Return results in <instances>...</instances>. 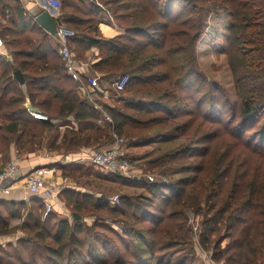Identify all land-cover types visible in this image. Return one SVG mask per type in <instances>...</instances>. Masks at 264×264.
I'll use <instances>...</instances> for the list:
<instances>
[{
  "label": "trees",
  "instance_id": "1",
  "mask_svg": "<svg viewBox=\"0 0 264 264\" xmlns=\"http://www.w3.org/2000/svg\"><path fill=\"white\" fill-rule=\"evenodd\" d=\"M101 2L61 0L57 23L75 32L70 48L79 60L97 49L91 70L101 83L109 88L116 80L129 79L119 96L109 88L112 101L123 104L124 110L100 100L103 112L113 119L114 127L109 129L97 126L102 113L86 101L80 83L68 75L54 37L27 16L18 2L0 0V17L10 16L0 25L3 51L10 58L0 56V155L7 154L13 143L21 153L37 150L42 146L39 133H56L48 144L51 149L77 151L105 147L113 142V133L123 136L129 126L149 129L155 123L179 119L176 130L184 136L192 126L197 127V135L208 126L219 125L221 129L191 139L172 158L206 157L212 151L206 144L228 143L235 151L233 158H218L219 166L229 163L216 169L225 183L216 181L214 189L204 187L205 192L210 189L206 198L187 196L192 184L189 178L144 183L150 197L122 195L117 207L103 198L65 192V203L73 215L81 217L85 209L102 213L91 226L80 224L79 219L73 223L56 219L53 212L43 218L40 210L45 209V201L33 199L31 203L37 207L28 212L19 228L28 234L6 251L0 247V264H149L146 258L168 250L160 257L165 263L171 250L193 244L191 229L190 235L183 232L180 223L190 210L204 216L200 245L212 251L216 263L263 264L264 174L252 175L245 159L256 155L264 161V0ZM104 14L122 29L110 39L96 37ZM220 16L230 21L226 53L234 78V103L219 84L208 83L199 68L198 46L209 35L211 20ZM17 70L25 78L24 85L14 78ZM27 107L47 115L49 121L30 117ZM155 110L164 114L162 119L139 121ZM70 118L78 130H66L61 136L53 122ZM258 123L256 133L249 135ZM190 170L185 166L181 172ZM83 174L80 176H91L92 170ZM112 176L140 182L135 177ZM0 206L3 237L11 233V221L21 217L20 208L25 205ZM108 219L120 223L123 232L107 224ZM215 235L217 239L212 241ZM224 241H228L225 246ZM142 242L146 247L140 246ZM194 263V257L181 255L174 264Z\"/></svg>",
  "mask_w": 264,
  "mask_h": 264
},
{
  "label": "rangeland",
  "instance_id": "2",
  "mask_svg": "<svg viewBox=\"0 0 264 264\" xmlns=\"http://www.w3.org/2000/svg\"><path fill=\"white\" fill-rule=\"evenodd\" d=\"M59 1L61 2V0ZM98 1H102L101 3H103V0ZM177 11L178 9L176 10V13H178ZM102 21L103 22L102 24H100L97 31H99V29L103 30L104 28L101 29L100 27H104V25L109 24L111 25V27H115V33L120 34L122 32V29L119 27L120 25L115 22L110 15L104 14L102 16ZM210 24L211 27L208 31L209 35L203 38V40L198 46L200 72L204 75L208 83L214 82L219 84L234 103L236 101L234 78L232 75V71L229 67V62L226 53V42L228 29L230 27V21L226 16H220L218 18H213ZM0 25H5L4 22H1V19ZM94 36L96 35L94 34ZM100 36L101 35L99 34L96 37ZM102 39H108V37L103 36ZM93 49V51L91 49L89 52H87L83 59H80V61L89 64L86 73L89 78H99L100 76L91 70V64L96 61L95 58L98 52L96 48ZM73 53L75 56L78 55V53ZM7 55L8 52H4L3 57H5L6 60L8 59ZM99 82L101 83L100 80ZM106 101L111 104V106L120 107L122 110H124L123 104L118 102L115 103L112 101V99ZM129 114L132 113L129 112ZM162 115H164L162 114V112L155 110L152 114H146L143 117L139 118V121H147L149 119L157 118L162 119ZM179 121L182 120L169 119L167 121H163V124L155 123L149 129L129 126L126 129L125 134L123 136H119L124 140L122 149L124 150L125 158L130 162L134 169V173L131 177L139 179L140 182L135 183L131 180L129 181L128 179L117 178L115 176L110 175L108 172L99 170L97 168L85 167L86 169L83 171H74V173L72 174L73 183L76 184L79 191L83 194L85 193L88 196H94V199L103 198L104 200H108L109 198H113L116 195L120 197L123 195L148 198L149 194L143 188L144 183L148 184L153 183L155 181L163 183H169L170 181L179 182L186 178H189L192 184H190V186L188 187L189 192L187 193V196H198L200 198H206V193H210V189L207 190L208 192H205V188L210 187L211 189H214L216 181H221L225 183L224 178L221 177L219 172H216V169L222 170L226 167L225 165L229 163V161L223 163L224 165L219 166L220 163H218V158L225 159L227 156L228 158H233L235 151H233V148L228 143L220 142L219 144L221 145H219L217 144V142H210L206 145L212 146V151L206 157L200 156L189 159L181 158L182 156H178L177 158H172V156L175 155L182 147L188 146L189 141L191 139L199 138V136L206 135L208 131L221 129L219 125H217V127L212 126L211 128L210 126H208L207 128L202 129L197 135H195L197 127L192 126L190 128L189 134L184 136L181 131L177 132L176 130ZM1 123L2 122L0 121V124ZM259 124L260 123L251 128V130L248 132L249 135H254V133H256L257 129L260 126ZM103 125L104 128H110L108 123ZM39 135L41 137V141H44V147L48 148V144L52 141L53 136L56 135V133L53 132L46 136H43L41 133H39ZM30 147L31 146H28V148ZM37 147L38 146H35V148ZM72 151L74 150L72 149ZM245 163L246 166H248L249 170L252 172V175L259 176L264 174V161L258 158L256 155H254L253 157L246 158ZM185 166H188L189 168H191V170L189 172L183 173L181 172V170L182 167ZM197 168L201 169V171L194 172ZM88 169L92 170V175L81 177L80 174L84 175L83 173L86 172ZM77 177H79V179H77ZM151 178L154 179V181L151 182ZM191 191L192 193L190 195ZM101 194L102 196L100 198H97ZM36 205L37 204H35V206ZM35 206L30 203L29 205H25L24 208H20L21 217L11 221V233L7 236H3L2 238H0V247L2 249L6 251L8 250V245L16 246L17 240L21 237L24 238L28 234L25 231L22 232L19 228L23 224V222L27 220L28 212L31 211V209ZM60 208H62V205H60ZM60 208H55L54 206V209L52 211L53 213H55L56 219H58V217H64L73 223L75 219L72 208H62L66 210V213L62 211V214L58 216L57 210H59ZM40 211L45 212L44 207H42ZM97 215H102V213L100 212L98 214L97 212H90L89 209H85L81 213L79 223L84 226H91L97 220ZM184 217L185 219L180 220V223H183L184 225V230L182 231L189 232L190 235L191 229L193 244L187 246L183 245L181 247L175 248V250H171L169 252L170 257L166 260L165 263H162L163 260H160V257L168 253V250H162L161 252H157L155 254V257L153 258H146L145 261L147 263L170 264V259L171 257H173L171 264H174L176 263V259L181 255H190L195 259L194 264H205L203 257H201L202 246L200 245V230L196 232L197 227L200 229L202 228L201 224L203 222L204 216L203 214L197 215L194 210H190L185 214ZM112 221L113 220L108 219L106 223L114 227L119 233H122L123 230L121 228V224L118 222L114 223ZM216 239L217 235L212 237V241H215ZM227 243L228 241H224L223 246H225ZM135 245H139L138 242H136ZM141 245L146 247L143 242L140 244V246ZM134 249H136L135 246ZM208 252H206V254H208ZM102 253L105 256L108 255V252L106 251H103ZM147 257L150 256L147 255Z\"/></svg>",
  "mask_w": 264,
  "mask_h": 264
},
{
  "label": "built area",
  "instance_id": "3",
  "mask_svg": "<svg viewBox=\"0 0 264 264\" xmlns=\"http://www.w3.org/2000/svg\"><path fill=\"white\" fill-rule=\"evenodd\" d=\"M16 2L22 3L23 5H34L36 10L32 13V17H36L44 11L49 12L54 15L56 20L61 15L62 5L59 0H14ZM58 33L54 36L56 43L58 44V53L64 62L68 73L74 81H77L81 85V90L85 96L86 101L91 103L96 109L103 111L102 106L99 105V100H109L113 96L109 91H105L100 85L99 78H89L87 73V68L89 64L81 62L72 52L70 48V40L75 37V32L64 28L58 27ZM4 41L0 36V54L3 53ZM83 77H87L85 80ZM128 77H123L116 80L112 85L111 89L119 96L120 92L124 90L128 83ZM30 115L39 121H49V117L42 114L30 107H27ZM101 123H108L110 127H114L113 119L104 113V118ZM114 142L105 147L93 149L88 155L89 163L102 171H106L109 174L117 175L120 177H131L133 175V167L130 162L125 158L124 150L122 145L124 140L120 138L117 134L113 133ZM20 172L18 160L8 163L4 168L0 169V185L4 186L7 182L14 181ZM52 174V170L47 167L36 168L29 173L26 181L27 190L33 195H39L43 193L45 197V212L43 218H46L54 209V196L52 189H45L46 179ZM154 181V179H150ZM43 190V191H42ZM42 191V192H41ZM112 207H117L120 202L119 196L109 198L107 200ZM200 228H196L198 232ZM196 240V239H195ZM198 240V237H197ZM202 256L205 264H224L223 262L216 263L213 260L212 251H206L201 248ZM208 254H206V252ZM200 253V252H199Z\"/></svg>",
  "mask_w": 264,
  "mask_h": 264
},
{
  "label": "crops",
  "instance_id": "4",
  "mask_svg": "<svg viewBox=\"0 0 264 264\" xmlns=\"http://www.w3.org/2000/svg\"><path fill=\"white\" fill-rule=\"evenodd\" d=\"M19 4L25 10V13L27 14V16H29L30 18H32L36 21V19L34 17H32V13H35V10H36L35 6L34 5L25 6L22 3H19ZM9 17H10L9 15H7L6 18L0 17L1 22H4V24H6ZM107 25H104V27H100L101 29L102 28H104V29L103 30L99 29L100 33H99V31L97 32V35H99V34L101 35L99 38H103V36H106V37H108V39H110V38L117 35V33H115V31H114L115 27H111V25H109V24H107ZM57 26H58V23H57ZM58 27H60V26H58ZM43 30L46 33H48L45 29H43ZM49 35H51V34H49ZM51 36L54 37L53 35H51ZM93 50L94 49H92V51ZM4 52L5 51H3V53L0 54V56H3ZM7 58L10 59L8 57V55H7ZM67 73H68V71H67ZM68 75L70 76L69 73H68ZM85 78L87 79V77H85ZM100 85L105 91L110 92L109 88H111V86H109V88H108L106 86V84L100 83ZM102 101L104 103H108L106 100H102ZM98 102H99V105L102 106V104L100 103V100ZM96 110L100 111L102 113L101 119L98 121L97 126L104 128L103 127L104 123H101V120H103L105 112H103L99 109H96ZM28 114L30 117H32L29 112H28ZM53 123L59 129L61 136L66 130H72V129L78 130V124L72 118L68 119L67 121L54 120ZM110 128H112V127H110ZM61 136H60L59 140L57 141V144H59ZM112 143H110L109 145H111ZM40 145H42V146L39 147L35 151L28 152V153H26V152L21 153V152H19L17 145L15 143H13V144H11L7 154H5L4 156L0 155V169L4 168L8 163H10L12 161H16V160H18L19 168H20V172L18 174V177L14 181L7 182L4 186L0 185V204L1 203H15V204H22L23 203L24 205H29L33 199H37V198L43 199L45 201V197L43 196V193H40L39 195H33L26 188V181H27V176L29 175V173L31 171H33L34 169L41 168V167H47V168L52 170V174L49 175L46 179L45 189H52L53 196H54L53 202H54L55 208H60V205H62V208L67 207L65 200H64V197H63V194L65 192L76 191V192L83 194L82 192L79 191L76 184L73 183L72 174L74 173L75 170L80 169L81 171H83L86 169L85 167H89V166L93 167L89 163V161L87 160L88 155L90 154V151L93 150V148L92 149L80 148L79 150L73 152V151L60 150L58 148L51 149V148H49V146H48V148H46V147H44V145H45L44 141H42ZM109 145H107V146H109ZM86 178H89V177H86ZM77 179H79V177H77ZM87 180H89V179H87ZM84 195H86V194L84 193ZM89 196H91V195H89ZM101 196H102V194L100 196H98L97 198H100ZM116 196H118V195H116ZM92 197H94V196H92ZM45 205H46V203H45ZM0 208H1V206H0ZM62 208L57 210L58 215L62 214L61 213L62 211H64L66 213L65 209H67V208H65V209H62ZM74 219H75V217H74ZM0 238H2V237H0Z\"/></svg>",
  "mask_w": 264,
  "mask_h": 264
},
{
  "label": "water",
  "instance_id": "5",
  "mask_svg": "<svg viewBox=\"0 0 264 264\" xmlns=\"http://www.w3.org/2000/svg\"><path fill=\"white\" fill-rule=\"evenodd\" d=\"M36 22L45 29L49 34L55 36L58 33L57 21L54 15L44 11L36 17ZM14 78L21 84H25V78L20 70L14 72ZM75 219H79L78 215H74Z\"/></svg>",
  "mask_w": 264,
  "mask_h": 264
}]
</instances>
